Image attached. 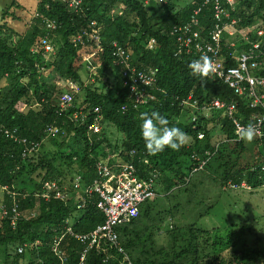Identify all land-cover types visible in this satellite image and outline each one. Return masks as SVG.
Segmentation results:
<instances>
[{
  "label": "trees",
  "instance_id": "obj_1",
  "mask_svg": "<svg viewBox=\"0 0 264 264\" xmlns=\"http://www.w3.org/2000/svg\"><path fill=\"white\" fill-rule=\"evenodd\" d=\"M36 1V12H27L31 18L26 22L16 14L24 9L17 0H0V254L4 264H59L52 250L56 244L68 263L78 264L84 246L67 229L86 234L105 222L97 206L99 195L86 191L100 178V161L132 163L135 175L144 179L156 171L164 197L187 191L195 174H201L207 192L210 183L221 193L245 190L243 183L251 187L250 192L264 186L260 167L264 133L246 143L236 135L234 124L235 118L242 126L254 124L264 111L250 107L219 79L191 75L188 65L197 55L186 53L179 34H172L202 7V0L184 7L182 0L162 4L156 0ZM212 9L211 2L198 16L203 36L213 28ZM230 14L240 18L241 31L264 25V0H236ZM43 40L52 52L46 51ZM151 40H155L152 48ZM235 41V49L229 47V37L222 42V55L233 66V54L248 45L241 35ZM115 42L130 56L128 70L114 63ZM154 69L155 81L136 84L133 92L131 85L139 73ZM48 71L56 75L54 80L47 78ZM261 73L264 65L261 72H254ZM65 93L72 99L62 107ZM137 93L143 102L137 101ZM212 100L224 107L191 121L198 114L194 108ZM231 104L236 106L232 115ZM153 111L165 116L169 126L186 132L188 144L179 151L166 148L150 155L141 137L140 114ZM91 125L100 130L94 132ZM109 127L116 138L111 139L114 131ZM199 132L204 138H198ZM46 183L55 186L47 189ZM155 206L160 211L154 212ZM210 206L215 205L210 202ZM14 208L19 216L12 225ZM5 212L7 216L1 215ZM166 214L173 216L165 205L145 202L136 218L116 228L118 246L106 253L92 249L84 264H264V223H230L206 230L195 222L176 223L180 226H167L164 232ZM261 215L264 218V212ZM163 232L165 244L158 241Z\"/></svg>",
  "mask_w": 264,
  "mask_h": 264
},
{
  "label": "built area",
  "instance_id": "obj_2",
  "mask_svg": "<svg viewBox=\"0 0 264 264\" xmlns=\"http://www.w3.org/2000/svg\"><path fill=\"white\" fill-rule=\"evenodd\" d=\"M156 1L162 4L166 0ZM210 2H212L214 12V26L207 36H202L200 32L198 15L201 8L195 10L191 19L186 24L174 28L172 34H179L178 41L186 49V53L193 52L197 55L195 59H198L202 55H207L211 58L216 71L210 76L223 81L236 95L244 97L249 102L250 107L264 111V74H254L257 70L261 72L264 65V27H251L250 31H241L235 28L238 20H230L228 6H234V0H203V6ZM225 34L230 38V47L234 49L236 48L235 40L239 35L248 44L247 48L233 54L234 66L228 65L226 58L222 55V40ZM154 43L155 41H151V48ZM43 44L47 52L53 51V47L46 40H43ZM113 48L112 54L115 65H121L126 69L130 68V56L126 50L116 44V42ZM156 72L157 69L152 70L149 74L140 72L138 77L134 79V84L131 85L132 91L136 92V84L150 85L153 83L155 81L154 73ZM71 99V95L65 93L60 100L61 106H68ZM137 101L143 102L138 93ZM223 107L224 104L219 100H212L203 106V110L209 115L214 110L222 109ZM235 108L236 106L231 104L228 107V112L232 115ZM234 124L236 128L239 125L236 118ZM263 124L264 115H260L254 123L257 128V135L259 136L264 133ZM89 128L93 129L94 132L100 130L96 125H91ZM30 150L32 151L33 147ZM97 171L100 178L87 187L86 191L99 195L100 199L97 206L104 214L105 222L97 226L92 232L86 234H73L71 229L68 228V232H71L72 236L84 246L80 252L78 264H84L87 254L92 249L106 253L111 246L117 247L119 235L116 228L136 218L141 204L156 196V181L158 177L156 172H153L146 179L139 178L135 175L136 169L134 165L127 161H118L113 164L100 161L97 163ZM45 186L47 189H50L55 185L46 183ZM74 187L76 189L80 188V178L76 180ZM59 197L60 195L58 194L57 198ZM74 203H77L78 209H82L83 205L81 203L76 200H74ZM13 212L17 214L16 208L13 209ZM2 214L7 216V212ZM18 216L19 214L13 217L12 225L16 224ZM104 241H107L108 245H102ZM58 248V244L53 247L54 254L61 260H65L63 252ZM118 249L119 252L123 251L122 248Z\"/></svg>",
  "mask_w": 264,
  "mask_h": 264
},
{
  "label": "rangeland",
  "instance_id": "obj_3",
  "mask_svg": "<svg viewBox=\"0 0 264 264\" xmlns=\"http://www.w3.org/2000/svg\"><path fill=\"white\" fill-rule=\"evenodd\" d=\"M23 10L18 9L16 14L21 16L24 21H28L31 18L30 14L36 12V0H17ZM193 0H182L181 6L184 7L190 4ZM26 10V11H25ZM29 12V13H27ZM29 14V15H28ZM34 16V15H33ZM21 26V25H20ZM19 28V27H17ZM93 70V69H92ZM96 71V69H95ZM48 71L46 76L50 80H54L52 74H49ZM56 80V79H55ZM61 83V82H59ZM64 84V83H63ZM24 108V106H22ZM25 109V108H24ZM111 133L112 128L109 127ZM114 131V130H113ZM216 133H219V130L216 129ZM111 139L116 138V132L114 131ZM215 140H220L219 137H216ZM115 160L117 156L109 155ZM116 157V158H115ZM201 174H195L192 177L191 184L188 186L187 191L175 192L169 197H164L162 195H157L155 201L156 205H165L166 209L172 210V215L166 214L162 216L165 221L162 224L164 232L167 226H180L177 224H190L195 222L198 228L206 230L212 228H222L227 224L233 223L236 225L245 223L250 224L251 221H260L261 224L264 223V218L262 217V212H264V186L259 187L257 190L250 192L247 190H224L222 193L218 190H213L214 185L212 183L208 184V192L205 188H202L203 182L201 181ZM159 191V186H158ZM213 191V192H212ZM211 192V193H210ZM208 193V194H207ZM205 197V200L203 199ZM210 202L215 206H210ZM180 204V209L178 208ZM155 211H160V207L155 206ZM167 218V219H166ZM166 219V220H165ZM177 223V224H176ZM164 226V227H163ZM162 233L158 238L159 242H164L165 244V233ZM212 235H215L216 230L210 231ZM64 254L65 260H61L56 256L59 264H70L68 263V256ZM0 254V264H4V259Z\"/></svg>",
  "mask_w": 264,
  "mask_h": 264
},
{
  "label": "clouds",
  "instance_id": "obj_4",
  "mask_svg": "<svg viewBox=\"0 0 264 264\" xmlns=\"http://www.w3.org/2000/svg\"><path fill=\"white\" fill-rule=\"evenodd\" d=\"M235 5H236V0H234V6H232V7L228 6L229 13H230L231 9L232 10L235 9ZM204 6H203V0H202V7H204ZM202 7H198V8H201V10H202ZM212 11H213V9H212ZM198 19H199V17H198ZM232 19H237L238 23L240 22V18L232 17L231 14H230V20H232ZM213 22H214V12H213ZM238 23H236L235 28H238L237 27ZM213 26H214V24H213ZM252 27H264V25L263 24H261V25L260 24H256V25H253ZM250 29H246V30L250 31ZM200 32L202 33V36H203V31L201 30ZM225 36H227V34H225L223 36V38ZM151 41H155V40H151ZM222 42H223V40H222ZM150 44H151V42H150ZM228 44H229V47H230V43H228ZM149 47H150V45H149ZM188 67L190 69L191 75L198 76V77H201V78H207L210 75L214 74L215 71H216L214 62L207 55H202L198 59L192 60L189 63ZM204 105H206V104H204ZM204 105L197 106V107H200V108H194L193 111H196L198 114H194L193 117H191V121L197 122L199 114L204 115V116H209L210 114H212L214 112L213 111L212 113L207 115L206 112L203 110V106ZM140 120L142 121V123H141V137H142V139L144 141L145 148H146L147 152L150 155H157V154L163 152L166 148H169V149L174 150V151H179L183 146L187 145L188 142H189V137H188V134L186 132L181 130L179 127L169 126L168 119L165 116L161 115L157 111H153V112H151V114H149V113H141L140 114ZM257 134H258L257 128L252 123H249L246 126H239L238 125L237 129H236V135L241 140L245 141L246 143H251L255 139ZM198 138H200V139L204 138L202 132H199ZM119 162H123V160H121ZM263 166H264V160H263V162L260 165L261 169L264 171ZM154 172H156V171H154ZM157 175H158V173H157ZM158 179L159 178L157 177V181H156V196L154 198H152V199H149V200L145 201V202L154 201V200H156L157 195H160V193L158 191V186H159V184L157 183ZM241 186L242 187H246L245 190H247V189L249 191L251 190V187L250 186H246V183H243ZM230 187L235 188V185H230ZM144 203H142L141 206ZM71 232H72V230H71ZM71 232H68V229H67V233H69L72 236ZM73 234H79V233H73ZM52 250H53V248H52ZM79 257H80V254H79Z\"/></svg>",
  "mask_w": 264,
  "mask_h": 264
}]
</instances>
